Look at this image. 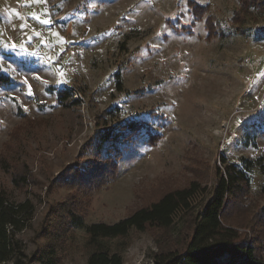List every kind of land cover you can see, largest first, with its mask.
Masks as SVG:
<instances>
[{
	"label": "rangeland",
	"instance_id": "rangeland-1",
	"mask_svg": "<svg viewBox=\"0 0 264 264\" xmlns=\"http://www.w3.org/2000/svg\"><path fill=\"white\" fill-rule=\"evenodd\" d=\"M240 1L0 0V68L10 78L0 85V191L34 206L18 234L28 254L48 246L51 230L58 264L86 263L84 230L63 238L51 223L58 205L86 223L114 222L196 181L205 188L197 210L221 156L264 155V11ZM131 120L142 127L118 144L116 175L83 187L76 172L107 154V142L97 150L101 131ZM262 179L253 172L223 215L243 236L256 234L260 249ZM191 224L176 216L109 244L124 264H152Z\"/></svg>",
	"mask_w": 264,
	"mask_h": 264
},
{
	"label": "trees",
	"instance_id": "trees-1",
	"mask_svg": "<svg viewBox=\"0 0 264 264\" xmlns=\"http://www.w3.org/2000/svg\"><path fill=\"white\" fill-rule=\"evenodd\" d=\"M259 4L264 11V0H242L241 7L248 12V6ZM116 75L117 72H116ZM9 76L1 71L0 85H7ZM116 87L123 90L121 79L116 77ZM61 92L63 94H61ZM67 90L59 91L60 97ZM71 94V92H68ZM142 124L126 121L115 128L107 127L101 131L97 150L107 142V154L102 161H95L86 169L74 175L83 187L97 184L116 175L117 160L120 156L118 144L129 141L139 132ZM257 171L262 175L260 191L264 193V155L256 157L240 156L239 162H227L220 157L216 166V180L206 202L195 209L198 198L205 191L196 181L188 185L164 192L147 205L140 206L114 222L95 221L86 223L83 214L68 207L61 212L62 205L51 212L62 226L60 233L68 236L69 230L83 229L85 244L89 248L85 264H124L120 252L113 249L110 240L126 237L132 229L143 231L148 227L167 228L176 216L189 215L192 224L188 235L179 245L157 250L151 255L152 264H264V254L258 245L256 234L243 236L236 227L226 224L224 211L227 203L246 195L251 176ZM87 184V185H85ZM94 184V185H95ZM64 205V203H62ZM61 207V208H60ZM259 223L264 224V206L261 207ZM34 216V206L29 199L10 201L4 191H0V264H58L59 255L56 236L47 230L44 234L48 246L28 254L18 234L25 229Z\"/></svg>",
	"mask_w": 264,
	"mask_h": 264
},
{
	"label": "snow or ice",
	"instance_id": "snow-or-ice-1",
	"mask_svg": "<svg viewBox=\"0 0 264 264\" xmlns=\"http://www.w3.org/2000/svg\"><path fill=\"white\" fill-rule=\"evenodd\" d=\"M45 22H47V21H45Z\"/></svg>",
	"mask_w": 264,
	"mask_h": 264
}]
</instances>
